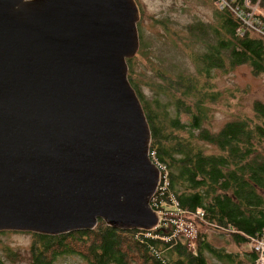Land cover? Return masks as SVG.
Here are the masks:
<instances>
[{
  "label": "water",
  "instance_id": "water-1",
  "mask_svg": "<svg viewBox=\"0 0 264 264\" xmlns=\"http://www.w3.org/2000/svg\"><path fill=\"white\" fill-rule=\"evenodd\" d=\"M138 18L135 0H0V231L155 227Z\"/></svg>",
  "mask_w": 264,
  "mask_h": 264
},
{
  "label": "trees",
  "instance_id": "trees-1",
  "mask_svg": "<svg viewBox=\"0 0 264 264\" xmlns=\"http://www.w3.org/2000/svg\"><path fill=\"white\" fill-rule=\"evenodd\" d=\"M235 2L241 6L242 0ZM261 13L264 22V0ZM216 15L214 25L197 21L185 27L187 43L182 42V49L194 73L180 71L170 76L162 67L154 69L162 82L151 87V98L144 96L133 71L136 58L145 55L141 19L136 22L138 55L125 61L127 79L149 127L148 150L167 172L166 191L158 198L166 202L170 194L177 207L188 213L200 208V220L236 247L226 250L214 246L207 232L201 230L189 237L169 221L145 231L114 228L97 219L87 230L56 235L29 232L32 241L26 264H52L63 254H77L88 264H253L256 254L248 245V237L264 232V196L259 192H264V156L258 149L264 141V103L254 101L250 115L229 119L214 133L201 123L206 117L205 102L216 100L210 71L245 63L252 73H264V40L245 28L229 9L218 8ZM163 30L164 37L173 41L179 38L167 27ZM168 100L173 101L174 117L168 116L167 106L163 107ZM154 103L159 111L152 108ZM180 115L187 116V125L197 130L196 137L213 144L216 151L204 153L189 137L181 135L186 124ZM7 232L0 231V235ZM3 247L0 264L24 256Z\"/></svg>",
  "mask_w": 264,
  "mask_h": 264
},
{
  "label": "rangeland",
  "instance_id": "rangeland-1",
  "mask_svg": "<svg viewBox=\"0 0 264 264\" xmlns=\"http://www.w3.org/2000/svg\"><path fill=\"white\" fill-rule=\"evenodd\" d=\"M135 2L139 11L138 20L141 19L145 55L136 58L133 63V71L136 74L135 81L141 87L142 93L145 97L151 98L153 94L151 87L162 82L154 69L162 67L170 76H174L180 71L194 73V67L182 49V42L187 43L185 27L197 21L210 25L216 24L218 7L215 0H135ZM164 27H167L169 31L176 32L179 36L177 41L163 36ZM137 52L135 53L137 54ZM210 76L211 89L216 92V100L208 104L205 102L207 106L206 117L201 123L208 132H216L226 121L236 116L250 115L251 105L254 101L264 103V73H252L249 65L244 63L230 68L212 69ZM158 98L163 99L162 96ZM164 102L163 107L167 106L168 116L174 117L173 101H169V104ZM152 108L157 111L160 110L156 107V103L152 104ZM180 121L186 124L183 131L180 132L181 135L189 137L191 143L200 146L204 153L216 151L213 144L196 137L197 130L187 125V116L180 115ZM258 149L264 156V141L261 142ZM259 192L264 196V192ZM167 195L165 216H162V218L168 217L166 223L171 222L175 229L177 228L188 235L190 233L194 235L196 231L200 230L207 232L208 240L214 246L223 247L226 250L236 247L227 237L218 234L210 228L212 226L209 227L202 222L195 215V212L182 211L177 207L173 196ZM174 205L180 209L179 213L173 209ZM31 241L32 235L29 231L9 230V232L1 234L0 255H2L3 246H8L24 255L19 260H5V264H26L25 258ZM52 264L88 263L77 254H63L55 258ZM213 264L218 263L213 261Z\"/></svg>",
  "mask_w": 264,
  "mask_h": 264
},
{
  "label": "built area",
  "instance_id": "built-area-1",
  "mask_svg": "<svg viewBox=\"0 0 264 264\" xmlns=\"http://www.w3.org/2000/svg\"><path fill=\"white\" fill-rule=\"evenodd\" d=\"M234 1L235 4L232 2ZM215 4L218 8H227L229 9L235 17H237L245 28H248L258 34L264 40V22L261 21V0H242L241 6L235 2V0H215ZM151 158L155 162L158 167V180L155 190L152 194L154 196L156 192V197L152 200V204L150 207L156 213L157 217L161 224H166V220L168 217L162 216L165 214V201L163 199L158 198L162 195L161 192L166 191L167 187V172L165 167L156 162L152 153H150ZM151 201V200H150ZM150 204V203H149ZM173 209L176 212H180V209L174 205ZM195 215L199 218L202 216V210L200 208L195 209ZM165 216V215H164ZM227 229L223 227V230ZM193 236L191 233L189 236ZM192 246V243H190ZM248 245L255 251L256 257L253 261V264H264V232L248 237Z\"/></svg>",
  "mask_w": 264,
  "mask_h": 264
},
{
  "label": "bare ground",
  "instance_id": "bare-ground-1",
  "mask_svg": "<svg viewBox=\"0 0 264 264\" xmlns=\"http://www.w3.org/2000/svg\"><path fill=\"white\" fill-rule=\"evenodd\" d=\"M128 82H129V81H128ZM129 84H130V83H129ZM131 87H132V86H131ZM133 90H134V89H133ZM134 92H135V91H134ZM135 94H136V93H135ZM136 96H137V95H136ZM159 222H160V221H159V218H158V220H157V223H156L155 227H156V226H158ZM155 227H153V228H155ZM153 228H152V229H153ZM142 230H143V229H142ZM149 230H150V229H149ZM7 231H9V230H7ZM145 231H148V230H145Z\"/></svg>",
  "mask_w": 264,
  "mask_h": 264
},
{
  "label": "clouds",
  "instance_id": "clouds-1",
  "mask_svg": "<svg viewBox=\"0 0 264 264\" xmlns=\"http://www.w3.org/2000/svg\"><path fill=\"white\" fill-rule=\"evenodd\" d=\"M148 153H149V156H150V152L148 151ZM150 158H151V156H150ZM152 159V158H151ZM153 160V159H152ZM155 163V162H154ZM157 166V165H156Z\"/></svg>",
  "mask_w": 264,
  "mask_h": 264
}]
</instances>
